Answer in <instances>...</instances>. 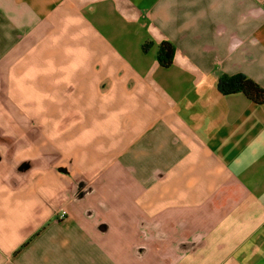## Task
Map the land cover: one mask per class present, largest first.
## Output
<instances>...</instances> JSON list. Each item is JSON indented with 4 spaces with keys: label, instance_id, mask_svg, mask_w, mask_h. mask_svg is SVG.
Masks as SVG:
<instances>
[{
    "label": "crops",
    "instance_id": "0c3cea01",
    "mask_svg": "<svg viewBox=\"0 0 264 264\" xmlns=\"http://www.w3.org/2000/svg\"><path fill=\"white\" fill-rule=\"evenodd\" d=\"M237 73L264 87V0H0V264H264Z\"/></svg>",
    "mask_w": 264,
    "mask_h": 264
},
{
    "label": "trees",
    "instance_id": "16d2710c",
    "mask_svg": "<svg viewBox=\"0 0 264 264\" xmlns=\"http://www.w3.org/2000/svg\"><path fill=\"white\" fill-rule=\"evenodd\" d=\"M174 54L175 46L169 41H163L158 53L161 66L169 67L173 62ZM218 87L223 94L242 92L251 101L264 104V87L242 73L223 74L219 78Z\"/></svg>",
    "mask_w": 264,
    "mask_h": 264
}]
</instances>
